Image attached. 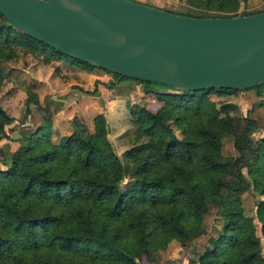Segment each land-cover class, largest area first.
<instances>
[{
    "label": "trees",
    "instance_id": "16d2710c",
    "mask_svg": "<svg viewBox=\"0 0 264 264\" xmlns=\"http://www.w3.org/2000/svg\"><path fill=\"white\" fill-rule=\"evenodd\" d=\"M186 1L190 10L172 13L230 17L264 11L238 13L241 2L248 0ZM20 49L55 51L0 14V91L7 79L4 64L17 58ZM136 81L145 88L140 100L153 94L161 106L132 110L140 139L127 151L132 167L107 139L103 113L93 119V131L73 118L72 132L57 142L45 126L24 136L11 163L0 169V264L153 260L154 252L169 242L186 247L204 234V220L213 208L222 229H216L189 264H264V137L257 142L252 138L258 123L232 114L229 103L218 107L209 99L211 93L234 90L186 91ZM151 85L176 92H156ZM33 89H27V107L38 103ZM250 89L261 97L258 106L264 116V84ZM241 120L245 127L237 132ZM167 121L180 130V138ZM12 122L0 99V139ZM226 138L238 156L224 154ZM0 160L5 164L1 147ZM126 177L129 182L122 185ZM250 189L261 197L254 216L245 213L242 201Z\"/></svg>",
    "mask_w": 264,
    "mask_h": 264
},
{
    "label": "water",
    "instance_id": "95a60500",
    "mask_svg": "<svg viewBox=\"0 0 264 264\" xmlns=\"http://www.w3.org/2000/svg\"><path fill=\"white\" fill-rule=\"evenodd\" d=\"M0 14L58 53L129 79L186 91L264 84V11L189 17L132 0H0Z\"/></svg>",
    "mask_w": 264,
    "mask_h": 264
},
{
    "label": "rangeland",
    "instance_id": "374dc122",
    "mask_svg": "<svg viewBox=\"0 0 264 264\" xmlns=\"http://www.w3.org/2000/svg\"><path fill=\"white\" fill-rule=\"evenodd\" d=\"M132 1L170 12L184 13L190 10L186 0ZM263 9L264 0H248L246 3L241 2L238 13ZM192 11L200 12L197 9ZM4 66L7 79L1 88L0 99L2 107L13 118V122L4 127L6 134L0 139L5 162L3 164L0 160V169L7 168L16 150L24 145V136H29L38 127H48L52 140L57 142L61 137L72 132L71 120L73 118H78L89 131H93V119L100 113L105 116L107 139L112 148L122 158L125 165L132 167V160L127 155V151L134 146L135 142L140 141V139L136 140L132 110L139 106H147L150 110L156 111L161 106L153 94H148L146 101L140 100L141 95L140 97L135 96L137 91L135 86L139 85L136 80H118L112 73L87 67L48 49L40 52L20 49L18 57L5 63ZM31 87H34L33 91L37 94L38 103L27 107L25 105L27 96H31L27 95V89ZM102 87L104 90H109L105 91L107 101L121 96L118 106L100 103L99 98L103 96ZM151 87L156 92H176V90L157 85H151ZM143 89L145 90L144 87L140 89V94H145ZM74 90H79L82 94L81 100L77 102L73 99ZM53 97L66 99V101L68 99L69 103L58 101ZM209 99L218 107L224 103L231 104L234 108L232 114L240 118L255 119L260 129L252 135V138L257 142L264 137L263 110L258 106L261 97L254 89L234 90L221 94L211 93ZM167 122L173 128L175 135L180 138V130L174 126L172 121ZM244 127L245 123L241 120L236 131L241 132ZM223 152L225 155L238 156L230 138L223 140ZM245 172L246 170L243 169L244 174ZM128 177L124 179L122 185L129 182ZM260 199L261 197L251 189L245 192L242 195L245 213L254 216ZM222 226L223 223L217 215V210L213 208L204 220L205 233L198 236L193 243L183 247L178 241H171L162 249L154 252L153 260H148L143 256L137 259V264H189L192 257L198 259L197 253L201 252L208 238L215 235L217 230L220 231ZM259 229L260 224L257 223V235H259Z\"/></svg>",
    "mask_w": 264,
    "mask_h": 264
},
{
    "label": "crops",
    "instance_id": "0c3cea01",
    "mask_svg": "<svg viewBox=\"0 0 264 264\" xmlns=\"http://www.w3.org/2000/svg\"><path fill=\"white\" fill-rule=\"evenodd\" d=\"M35 80H37V79H35ZM135 88L137 89V91H136V93H135V96L136 97H140V95H141V97H140V99H142V94H140V89L141 88H143L142 87V85L141 84H139V85H137V86H135ZM101 91H102V104H112L113 106H118L119 105V103L121 102V96L119 97H117V98H115V99H112V100H109V101H107V98L105 97L106 96V92L105 91H109V90H104V88H102L101 89ZM81 98H82V94H80L79 96H77L76 97V94L74 93V96H73V99L77 102L78 100H81ZM92 98V97H91ZM100 99V98H99ZM103 100H104V103H103ZM58 101H62V102H64V103H69V100L67 99V101H66V99L64 100H62V99H59ZM100 101V100H99ZM101 103V102H100Z\"/></svg>",
    "mask_w": 264,
    "mask_h": 264
}]
</instances>
